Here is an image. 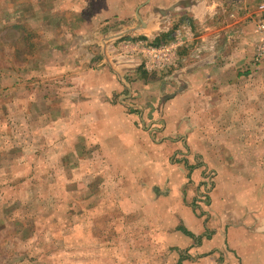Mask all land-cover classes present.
I'll return each mask as SVG.
<instances>
[{
  "label": "rangeland",
  "instance_id": "obj_1",
  "mask_svg": "<svg viewBox=\"0 0 264 264\" xmlns=\"http://www.w3.org/2000/svg\"><path fill=\"white\" fill-rule=\"evenodd\" d=\"M146 1L150 3L141 8L140 16L155 14L152 25L169 27L168 36L172 37L183 23L193 22L190 13L180 7L158 24L162 15L157 7L163 9L176 0H143V3ZM197 2L206 10L203 24L215 27L227 36L221 39L219 50V63L227 66L219 76L213 77L216 86L210 90L213 96L227 101L212 108L210 121L206 123H213L216 128L221 123L231 129L220 138L210 137V145L212 142L216 145L205 148L206 154H192L201 148H184L188 139L181 137L183 148L178 149L183 155L170 157L175 161L194 160L192 164L197 166L203 183L200 194H207L203 202L209 208L213 205L220 166L232 162L233 168L238 165V160L244 159V164L238 165L236 176L239 178L233 176L229 187L236 197L242 196L250 179L260 184L264 182V64L258 66L253 61L255 0ZM133 12L135 7H130L123 19L110 23L115 31L119 30L118 35L122 38L133 37L117 41L114 49L108 47L106 57H101L103 64L115 65L113 55L125 51L132 41H156L153 36L143 39L141 33L138 35L131 28L123 31L127 25L131 27L137 23ZM81 17L79 12L71 11V0H0V264H171L170 258L184 256L182 250L133 249L132 236L125 234L131 233V215L125 216L119 204L126 197L130 198L133 188L126 182L120 186L103 183L96 154L76 157L71 154V102L82 97L85 72L81 71L82 77L74 80L78 88L75 91L71 70L56 71V66L63 63L71 68V46L78 48L79 37L91 28L94 29L89 35L93 40L87 35L89 46L94 56H101L100 46L105 35H100L104 32L103 27L95 29L97 25H85L81 23ZM130 19L133 21L129 22ZM118 23L126 26H117ZM145 32L151 35L149 31ZM194 37L192 31V42ZM185 47L181 50L184 54ZM53 49L59 54L58 62L48 55ZM180 63L183 62L180 60ZM95 71L97 69L92 72ZM171 71L140 70L138 77L153 85L147 89L143 83L135 87L133 84L138 80L134 78V72L130 75L124 71L117 78L119 89L110 97L124 104L125 112L142 117L139 114L143 109L137 106V101H132L134 95L136 98L142 88L145 95L142 94L143 103L140 104L144 107L147 102L154 101L159 106L165 93L159 95L158 86L168 82L165 80ZM100 77L106 81L113 78L106 71ZM171 80L175 82L174 78ZM147 90L156 91V95H148ZM240 97L246 98V102H239ZM208 98H203L205 103ZM193 102L190 104L198 105L196 98ZM191 110L189 107V117ZM199 110L198 105L193 114ZM139 121L138 125L152 135L157 134L153 127L164 128L163 120ZM192 125L196 127L194 123ZM43 127L47 135H41ZM239 128L243 131L230 135L232 130ZM81 157L91 159L85 168L81 167ZM118 177L121 175L115 172L114 179ZM123 178L125 181L126 176ZM240 180H244V184ZM141 189L145 190L143 186ZM144 193L140 191L142 197ZM259 202V192L249 194L250 213L261 214V219L254 223L250 218L244 220L242 226L247 227L251 235L241 241L243 254L247 251L244 248L251 247V241L256 240L257 235L264 237V203L259 205ZM139 205L146 211L145 204ZM142 209L136 212H143ZM122 227L127 230L123 235L120 231L117 233ZM252 246L256 247L257 243ZM262 253L264 255V251Z\"/></svg>",
  "mask_w": 264,
  "mask_h": 264
},
{
  "label": "crops",
  "instance_id": "obj_2",
  "mask_svg": "<svg viewBox=\"0 0 264 264\" xmlns=\"http://www.w3.org/2000/svg\"><path fill=\"white\" fill-rule=\"evenodd\" d=\"M148 3L150 2L143 3V0H71V11L80 13L81 23L97 25L95 29H99V26L103 27L104 32L100 35L105 34L100 46L101 56H94L89 46L87 37L89 36L90 40L93 38L89 35L94 29L91 28L79 37L78 48L71 46V68L63 63L56 66V71L71 70L73 74L71 77H75L71 79L75 91L78 88L74 80L82 77L84 73H80L81 71L85 72V78L81 84V90H84L81 91L82 97L78 96L74 99L75 103L71 102V154L75 157L96 154L103 183L111 182L120 186L126 182L133 188L130 198L126 197V200L129 199L119 204L125 216L131 215L129 218L131 233H125L127 230H123V227L117 231V233L120 231L122 235L125 233L132 236L133 249H158L162 252L170 248L175 251L182 250L184 256L170 258L171 264H264L262 253L264 237L258 238L259 235H257V239L251 241V247L244 248L247 250L245 254L241 252V241L251 235L247 227L242 224L249 218L252 223L256 219H261V214L250 213L249 194L259 192V205L263 204L264 182L260 184L257 180L253 182L250 179V185L244 188L242 196L236 197L229 190L234 180L233 176L239 178L236 176L239 173L238 165L244 164V159L238 160L236 162L238 165H233V168L230 166L232 162L218 168L214 201L208 208L203 202V197L206 198L207 194H200L203 183L197 166L192 164L194 160L193 162L192 160L175 161L170 157L183 155L178 149L183 148L181 137L189 140L184 148H201L199 152L192 154H206L205 148H214L216 145L214 142L210 145L209 138L215 136L220 138L227 135V131L231 129L229 125L225 126L221 123H218V128L213 123L208 125L206 123L210 121L212 108L221 101H227L225 98L213 96L210 92L216 86L213 77L219 76L220 71L227 66L219 63L220 41L227 36L218 32L217 28L203 24L206 10L197 0H176L164 6L163 9L157 7L162 15L158 24L164 22V18L169 17L171 11L176 8L185 9L190 13L193 22L183 23L181 26H190L195 35L194 41L187 46L190 49L185 47L187 50L185 54L182 51L179 54L183 63L174 70H170L165 80L168 82H163L165 85L160 83L162 86H158L159 95L165 93L161 104L157 106L154 101H150L143 107L140 103H143L145 91L139 88L140 94L138 93L136 98L134 95L132 99L134 103L137 101L139 103L137 106L143 109L139 114L142 117H139L125 112V105L115 102L116 100L113 101L110 97L113 91L119 89L117 78L124 74V71L130 75L134 72V78L138 80L133 84L135 87L140 83L144 84L145 89L153 86L150 81L138 77L137 73L144 68L138 64L137 53L131 46L113 55L115 65H105L102 62L108 47L113 46L114 49V43L117 41L133 37L122 38L118 35L119 30L115 31V28L110 26V23L115 24L118 19H123L130 7L132 9L135 7L133 13L135 20L138 21L131 27L127 25L123 31L131 28L138 35L142 34L143 39L153 36V39L164 37L163 39L168 41L172 38L168 36L169 27L152 25L155 14L144 18L140 16L141 8ZM131 20L133 21L130 19L129 22ZM71 23H73L72 16ZM124 25L117 24V26ZM157 28L161 30H155ZM82 30L83 28L80 31ZM145 31H149L151 35ZM161 32L166 34L162 36ZM48 55L58 62L59 54L55 49ZM43 56L44 54L41 57ZM93 69L97 71L92 72ZM105 71L113 78L106 81L100 77ZM77 73L81 75L77 76ZM173 78L175 82H172ZM153 88L155 89V85ZM147 93L152 97L156 95V91L150 90ZM194 98L198 101L201 110L193 114V109L198 107V105L190 104L194 103ZM203 98H208L206 103ZM245 99L238 98L242 103L246 102ZM125 104L129 105L128 102ZM189 107L192 109L190 117ZM148 118L156 122L163 120L164 128L153 127V131L157 132L154 135L149 133V130L142 129L138 125L141 122L139 120H148ZM193 123L196 127L192 125ZM242 131L241 128L234 129L230 135H236ZM40 133L47 135L44 127ZM79 160L82 161V168L88 166L91 161L89 157H81ZM115 172L121 177L114 179ZM123 176H126L125 181ZM240 181L243 184L245 182ZM141 186L145 190H142ZM253 188L256 189L255 192H252ZM140 191L145 192L143 197ZM139 204H145L146 211ZM137 209H142L143 212H136ZM253 243H257V246L253 247Z\"/></svg>",
  "mask_w": 264,
  "mask_h": 264
},
{
  "label": "built area",
  "instance_id": "obj_3",
  "mask_svg": "<svg viewBox=\"0 0 264 264\" xmlns=\"http://www.w3.org/2000/svg\"><path fill=\"white\" fill-rule=\"evenodd\" d=\"M256 6L252 12L254 21L255 47L253 52L254 64H264V0H255ZM254 2V3H255ZM192 42V30L190 26L177 27L172 38L159 43L146 40L130 42L137 53L138 64L148 72H165L175 69L179 65L180 51Z\"/></svg>",
  "mask_w": 264,
  "mask_h": 264
},
{
  "label": "trees",
  "instance_id": "obj_4",
  "mask_svg": "<svg viewBox=\"0 0 264 264\" xmlns=\"http://www.w3.org/2000/svg\"><path fill=\"white\" fill-rule=\"evenodd\" d=\"M156 41H154L153 43H159V42H162V38H158L155 39ZM164 41H166L167 39H163Z\"/></svg>",
  "mask_w": 264,
  "mask_h": 264
}]
</instances>
